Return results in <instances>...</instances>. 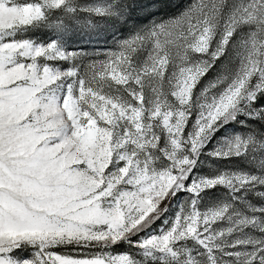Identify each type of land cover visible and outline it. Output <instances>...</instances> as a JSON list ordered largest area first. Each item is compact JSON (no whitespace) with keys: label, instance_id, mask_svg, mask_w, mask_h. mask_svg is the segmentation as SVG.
Here are the masks:
<instances>
[{"label":"snow or ice","instance_id":"obj_1","mask_svg":"<svg viewBox=\"0 0 264 264\" xmlns=\"http://www.w3.org/2000/svg\"><path fill=\"white\" fill-rule=\"evenodd\" d=\"M0 264H264V0H0Z\"/></svg>","mask_w":264,"mask_h":264},{"label":"rangeland","instance_id":"obj_2","mask_svg":"<svg viewBox=\"0 0 264 264\" xmlns=\"http://www.w3.org/2000/svg\"><path fill=\"white\" fill-rule=\"evenodd\" d=\"M176 7H178V5L169 4L166 8L162 10V14L164 15L172 14L176 11ZM107 46H111L110 42Z\"/></svg>","mask_w":264,"mask_h":264}]
</instances>
